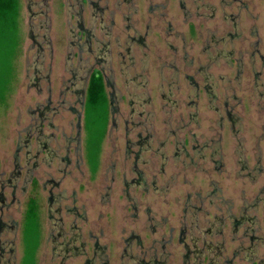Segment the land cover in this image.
I'll return each mask as SVG.
<instances>
[{
	"label": "rangeland",
	"instance_id": "1",
	"mask_svg": "<svg viewBox=\"0 0 264 264\" xmlns=\"http://www.w3.org/2000/svg\"><path fill=\"white\" fill-rule=\"evenodd\" d=\"M228 34L238 40L225 42ZM210 60L192 93L186 77ZM14 66L0 94V264H26L31 199V264H101V255L108 264L143 255L146 263L160 252L167 264H264V0H19ZM92 70L122 98L94 169L75 113ZM136 76L144 88L130 82ZM137 97L148 99L142 117L131 114ZM147 113L154 140L140 170L148 186L126 196L123 181L136 178L126 147L145 135ZM78 124L82 157L70 142V165L62 164Z\"/></svg>",
	"mask_w": 264,
	"mask_h": 264
},
{
	"label": "trees",
	"instance_id": "2",
	"mask_svg": "<svg viewBox=\"0 0 264 264\" xmlns=\"http://www.w3.org/2000/svg\"><path fill=\"white\" fill-rule=\"evenodd\" d=\"M93 6H94V9H98V11L102 12V9L98 7V4L93 3ZM18 19H19V0H0V94L1 95L4 92H6L7 89L9 88V85L12 81L13 74L15 71L14 70L15 69L14 60L17 54V49H18ZM77 27L79 29V32L81 31L82 33H84L83 28L79 24L77 25ZM136 37H140V35H137ZM136 37L130 38V41H134L136 44H140L143 37H141V39H138ZM226 38L224 39L225 42L228 41L229 39H232L233 42L238 40L237 36L233 34H228ZM204 49H206V47H204ZM203 54H205V52H203ZM212 60H210L204 67H198L194 71H192L193 76L186 77L187 81L192 87V93H194L197 90V85H196L197 81L195 77H198L199 75L202 77L203 76L201 74V72H203L202 70L210 68V66H212V64L215 63ZM189 64L190 63H187V66ZM187 66H186V69L190 67V66L188 67ZM241 68L242 67L239 65V69H240L239 73L241 72ZM169 69L172 71H175L177 74L178 70L176 66L174 65V63L170 64ZM137 78L138 76L131 78L130 82L135 83L134 87H136V89L144 88L143 82L136 83ZM257 82H259V80H257ZM107 85L112 89V91L109 94H107L106 92ZM116 93L117 92L115 90V86L111 84L110 81H106L100 71L92 70L88 73L86 77V83L84 85L82 99H79L80 111H77L75 113L78 119V123L82 122L83 124L82 131H85L88 133L87 139H86V146H87L86 156H87L88 164L90 165L92 169L96 167V164L98 162L100 145L102 143L104 136H106L110 128H113L111 124V122L112 123L114 122L112 116L119 112V105L122 102V98L121 96H119L118 93L116 96ZM130 103L134 107L133 109H131L132 110L131 114L137 115L138 113L139 117H142V115L144 116L143 108L148 103L147 98L144 100H140L137 97L136 101H132V99H130ZM139 109H141L140 112H138ZM227 116L230 119V121H232V126L234 127L235 121L232 120V116H233L232 113L228 112ZM44 120H45L44 118H39L40 123L44 122ZM152 121H153V114H149V113L145 114V126H143V128L145 127V130H144L145 135L143 136V138L138 137L139 138L138 142L131 143V144L129 143L126 147V158H129L131 160L130 171L136 177L135 180L123 181L124 194L126 196H128L127 191L130 189H135V188H140V187L147 189L146 187L148 186V183L145 181V177L142 171L140 170L141 169L140 167H143V165H145V163L147 162L142 159L143 152L150 149L151 143L154 140V135L153 133H151L152 131L151 126L147 127L148 125H150ZM80 130H81L80 124H78V131H77L76 136L72 139L73 141L69 139L66 142V146H65V152H66L65 156L66 157H64L61 160L62 164L64 163L65 165H68V164L70 165V160L67 157L68 156L67 154L69 153V149L71 148L70 142L74 143L73 152H74V156L76 157V160L79 161L80 158L82 157ZM237 131L238 130L232 133V135L236 138L238 136ZM138 136H140V134ZM236 142L237 144H236L235 154L239 155V158L242 159L241 155L243 154V150H242L243 140L239 139ZM137 147H138L137 151L134 152V149ZM243 164H245V161H243ZM258 164H260V160L258 161ZM242 169L244 170L245 167H243ZM254 170L257 171V174H259V166H256ZM7 181L9 182V184H11L12 182L10 178ZM216 193L217 191L213 192L212 194H216ZM58 196H59L58 197L59 200H65L64 198L65 196L63 192L58 194ZM65 214L67 216H72L75 222L82 223L86 221L85 212L79 210L78 208L66 206ZM37 221L38 220L36 219V204L31 199L28 202L26 222L24 225V236H25L24 238H25V245L27 248L26 249V264H31L34 260V253H35L37 243H38V222ZM75 222L73 224H75ZM237 222L238 220L233 218L232 223H237ZM197 230L199 231V233L202 234L203 231L199 229ZM249 231L251 232V230H248V232ZM185 234L183 233L182 235H185ZM71 240H72V237L70 238L69 241ZM249 240H250V245H251L253 241L258 240V238L257 237L255 238L254 235L251 234L249 236ZM159 245H161L162 247L163 243L159 242ZM207 247L208 245L203 246L202 250L206 251ZM129 248H130V243L126 242V247L124 248V250L127 251V249ZM102 249L105 250V247H102ZM203 251H202V255L204 256ZM189 252L190 253L193 252L194 254H196L194 255V262L198 258L203 259V256L202 255L200 256L199 254L200 250L188 251V253ZM150 257H151L150 260L145 263L143 260L144 255L141 257L134 256L132 257V260L134 262L133 261L132 262L133 264H167L168 262L167 258H163L161 252L158 254H154L153 256H150ZM187 258L189 259V257H186V259ZM99 260L101 261V264H108L107 262L108 259L106 256L104 257V255H101L99 257ZM184 264H186L185 260H184Z\"/></svg>",
	"mask_w": 264,
	"mask_h": 264
},
{
	"label": "flooded vegetation",
	"instance_id": "3",
	"mask_svg": "<svg viewBox=\"0 0 264 264\" xmlns=\"http://www.w3.org/2000/svg\"><path fill=\"white\" fill-rule=\"evenodd\" d=\"M12 196H14V194H12ZM51 198H52V197H50V200H51ZM2 249H3V248H0V250H2ZM11 259H12V257H11Z\"/></svg>",
	"mask_w": 264,
	"mask_h": 264
}]
</instances>
